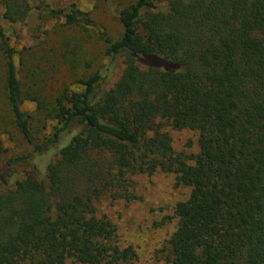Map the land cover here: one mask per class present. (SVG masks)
<instances>
[{
  "label": "trees",
  "instance_id": "obj_1",
  "mask_svg": "<svg viewBox=\"0 0 264 264\" xmlns=\"http://www.w3.org/2000/svg\"><path fill=\"white\" fill-rule=\"evenodd\" d=\"M72 6L38 9L86 31ZM0 8L18 23L32 4ZM119 20L116 39L96 32L104 71L54 92L0 25V264H131L101 201L132 202L135 176L157 173L189 189L171 264H264V0H134ZM171 131L196 150H176Z\"/></svg>",
  "mask_w": 264,
  "mask_h": 264
},
{
  "label": "rangeland",
  "instance_id": "obj_2",
  "mask_svg": "<svg viewBox=\"0 0 264 264\" xmlns=\"http://www.w3.org/2000/svg\"><path fill=\"white\" fill-rule=\"evenodd\" d=\"M134 0H31V15L24 22L12 23L2 17L0 25L10 44L25 56L30 47L36 61L48 70V86L54 92L66 85L78 88L74 79L100 70L104 71L108 57L103 43L97 38L98 29L112 39L122 32L119 11ZM38 5L69 10L74 5L88 13L92 25L67 27L63 19L47 18ZM72 6V7H71ZM90 37V38H88ZM45 57V58H44ZM19 55H15L17 64ZM86 63L90 67L85 70ZM29 110L34 104L26 103ZM4 122V121H3ZM176 150L195 151L194 137L190 131H171ZM11 143L4 138L8 154L22 149L19 141ZM4 155H0V163ZM136 199L129 203L102 199L101 211L106 212L118 226L121 240L133 245L136 252L131 264H171L165 250L166 239L175 220L174 205L187 198L189 189L178 185L172 175L157 173L150 176H135Z\"/></svg>",
  "mask_w": 264,
  "mask_h": 264
}]
</instances>
